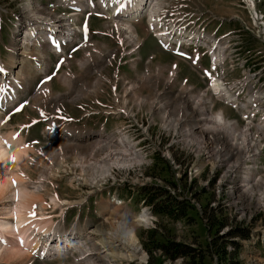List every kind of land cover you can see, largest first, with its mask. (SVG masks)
Instances as JSON below:
<instances>
[{"label":"rangeland","instance_id":"1","mask_svg":"<svg viewBox=\"0 0 264 264\" xmlns=\"http://www.w3.org/2000/svg\"><path fill=\"white\" fill-rule=\"evenodd\" d=\"M162 1L163 0H157L156 3H161ZM48 2L49 0H39V3H36L34 0H0V14L4 17V22L11 21L13 16H18L21 19L26 18L25 20H29V16L35 15H37L38 18H52L47 9L43 10V8H46L44 4L47 5ZM166 2L172 3V5H188L189 8L186 9L189 11L208 12L223 23L224 26L222 31L229 34L225 40L227 44L232 47L231 52H236V58L228 61L229 71H231L230 68L233 63L244 64L245 61L252 58L249 63L245 64L246 73H250L252 78V73L258 71V68L263 65L261 69L263 70L262 74H264V21H255V18L253 19V16L250 14V11L247 9V5L244 4L243 0H167ZM29 3L33 4V8L28 12L26 9L28 8ZM37 7L41 9L39 10L40 13L38 12ZM257 10L264 14V0L257 2ZM4 13H8V15ZM54 13L56 14L54 20H57L60 16L63 17V15L66 14V12L62 10H57ZM51 15H53V11ZM211 15L210 17H212ZM81 19L77 22L78 25L81 23ZM107 24L108 21L92 18L94 31H106ZM134 27H136L138 31L140 42L143 41L144 43V40H146V43L134 52L130 51V48L133 47L131 44L125 42L124 45H121L119 44V38L114 37L113 35L112 37L103 35H94V37H92L91 35V41H95V45L88 48V51L91 52L89 55L91 57L90 63L86 62L84 52L75 54L70 60L71 62L69 66H63L61 68V73H59L63 76L71 75V77L67 79L70 82L66 80L67 83H64L58 77L52 79L49 87L51 86L53 93H51L49 100H46L45 104L41 105L39 111H37V108L33 105L39 101V94H43L46 90V86L37 91L36 95H38V97L33 96V86L43 75H37L27 83V88L23 92L21 99L29 98L30 103L20 115H17V118L13 117L14 122L24 121L25 119L22 118V114L35 117L40 111L69 115L76 119L83 117L87 112H92L112 117V120L105 124L104 132L106 134H110L113 131H115V133H120L122 132L121 128L124 125H127L130 133L136 136V130L142 128L144 133L149 136L147 139H149L148 142L150 143L146 145L140 144L138 148H136V150L142 148V151L140 150V152L142 153L145 162H143L142 157L137 156L136 158L134 153L128 150V148L133 150L131 146L128 147L125 145V147H123L121 144L114 142V137L111 138L113 143L110 146H103L101 150L91 148V155L95 156L98 161L103 159L109 153L108 151L110 149H113L112 152H115V155L124 157L125 159L128 158L125 162L134 161L135 164L133 165H136L137 160H142L140 166H134L130 169H127L129 168V165H124L123 163L120 165H113L111 166L113 168L110 169L108 175L102 182H95L94 180V183L91 179L93 176L92 168L90 169L89 167L87 169L89 174H87L85 179V174L83 175L79 170L74 169L75 167H71V162L75 159V154H73L74 156L71 154L61 156L58 153L64 149L62 145L54 143L50 146H44V149H39L40 147H43L41 144L35 145L32 151H29V157L38 161H34L36 166L33 165L32 162H24L23 159L21 163L25 164L24 167L23 165L21 166V169L25 171V175H27L29 179V182L25 179L23 182H28L30 186L32 184L31 187H41L39 195L42 196L46 202V216L41 217H54L53 220H50L49 224L44 223L41 227L49 231H51L52 228H60L61 231H66L68 233L72 232L74 229L81 228L85 230L87 229V231L91 229L94 231L98 228L97 230L104 231L105 237L100 241L92 242V240L90 241L89 239H86L89 251L86 246L83 252L88 251L90 258L92 259V264H108L106 262V256L107 254H111V252H103L109 250L112 239L117 236H119L118 238L121 239L122 244L124 245L123 249L125 251L127 250L123 253L124 256L116 262L117 264H253L251 262L255 259L253 257H257V259L260 258L251 255L246 257L240 256V253H238V241L234 242V240L242 238L234 233L236 228L232 226L241 225L242 223L243 226H248L251 221L257 218L259 220L264 218V199L258 200V194L264 189L259 188L261 186L264 187V182L260 181L253 184L251 183L249 186L245 187L244 189L249 188V193L246 194V196L252 195L255 197L245 199L243 198L244 194L240 191H237V193L241 194L234 195L232 193L229 187L231 185L229 178L226 176L227 167H218L217 169L220 170L217 178L212 179L209 182V179H211L209 176L216 164L208 163L205 165L206 171L203 177L201 179H192L200 173L194 168V163L202 157L197 159L198 156L196 155L203 153L206 158L210 155L215 156L217 151L214 148L221 146V144L216 141L209 142L210 136L208 134H200L198 132L201 131L194 130L191 133H196V135L189 138V141H192L193 143L194 140L196 145H202L204 144L203 142H208L210 144H206V150L204 149V152L202 153H198L193 144V147L189 148L195 153L192 154L186 152L191 158H185V153H183L184 151L182 149H187L186 146H189L186 142L183 143L185 141L184 138L186 137L179 135L180 133H175L173 130H168L166 126L164 127L161 115L166 113L171 114L173 111V114H171L170 117L174 118V120L183 117L184 114H180L176 109L179 104L184 102L189 105L188 101H186V99H189L190 105L193 108L196 105L194 102L196 97H193L191 94L196 96L206 92L211 96L215 107L213 112L209 110V114H204L205 111H200L202 112L200 114H204L201 115L205 118L203 122L211 123L214 120L215 114L220 113L218 111L222 110L223 112L225 111V116L230 119V122L238 123L237 129L239 130L237 131H239V133L242 129L247 127L246 123L243 121L240 113L234 112L232 109L224 106L215 99L211 89L202 80L201 76L198 75L197 71L189 65V63L181 62L179 70L177 69L179 75L174 83V89L172 91L171 87L168 91L166 88L170 83L165 87L166 81L168 80L166 77L169 73L167 71H169L171 65H173L174 61L178 60V58L163 53L161 49L157 47L155 39L152 38L150 34L146 35L147 27L145 20L142 24L134 25ZM127 30L132 29L129 28ZM1 33V57L6 61H9L10 59L9 62H11L12 55L10 54L9 58L8 54L4 52L2 46L5 44L6 46L11 47V25L3 26ZM98 52H100L101 55H99ZM45 53L47 54L48 61L50 60L51 63L54 64L56 58L49 51H46ZM154 56H156V59L152 62ZM149 58H152V60ZM109 59L111 60L109 61L110 63L108 62ZM158 65H160V69L164 74L162 81L161 75L159 71H157V68L159 67ZM256 66H258V68H254ZM118 69L119 73L124 76V79L118 84H115L112 81L115 78L114 73ZM147 69L149 71H147ZM254 69L256 70L252 71ZM44 70H48L46 66ZM249 70L251 72H249ZM239 71L240 70H238V72ZM155 73L156 76L160 75V82L156 81V77H151L152 80L154 79L153 84L155 87L153 85L151 87L143 85L142 88L137 86L142 81V83H145L150 80L147 76L148 74L154 76ZM99 77L104 78L102 81L97 82ZM240 78L241 77L235 79V76H233L232 78H229V81L232 84ZM185 80L188 81L186 87L192 89L193 92L188 95H185V90H182L177 94L174 93L185 87L181 84ZM135 84H137V88L135 86L133 87ZM148 84L149 82L147 85ZM84 86H87L86 90L83 88ZM125 91L128 94L127 97L125 96ZM118 93L119 96L122 97V101L116 98ZM179 94L182 95V98H179ZM170 95L172 96L170 97ZM36 98L37 100H35ZM124 98L125 101H123ZM140 99H142L143 102V104L139 105H143L141 108L138 106L139 101L137 102V100ZM143 99H147L146 103H144ZM201 100H203V98ZM210 100L211 99L209 98L207 102ZM153 101H157L159 104L158 107H152L154 110L151 111V103ZM200 103H202V101H199V104ZM203 104L204 106L202 107L208 105V103L204 102ZM119 107L125 108L126 110H132L133 113L130 115H132L134 119L129 120L127 117L123 118L124 115L119 117L114 116L116 109ZM206 110L208 111V107ZM192 113L196 114L192 109L191 111H187V114ZM191 116L189 115V118L186 119V125L195 122V119H192ZM185 117H187V115H185ZM95 124L96 119L94 122L90 123V130L101 132V130L99 131V127ZM172 125L176 128L175 124ZM43 126L44 125L34 126L27 139L30 141L33 139L41 140L40 132L43 130ZM82 126L83 125L72 123L70 127H68V130H71L74 127L82 128ZM188 126H186V128H188ZM199 126L197 128H199ZM8 129V127H5L0 133L3 134L8 131ZM121 136L122 137H115L119 139L125 137L123 135ZM4 138L9 139L10 137L6 135ZM41 142H43V140H41ZM45 142L52 141L49 140ZM86 142L89 143L91 140H86ZM100 143L102 144L103 141ZM70 144L83 145L82 143L70 141L69 144H67L68 148L71 147ZM91 145L95 146L99 145V143ZM208 145L212 148H208ZM222 146H227V143L222 144ZM125 152L128 153L127 157ZM226 153H228V151L222 152V154ZM51 157L54 158L52 161L50 160ZM212 160L213 159L210 161ZM206 162L208 161L206 160ZM93 163L95 162L92 161V165H94ZM58 165H63L64 167L61 172L58 171ZM41 167H43V170L40 169ZM65 167L67 168L65 169ZM121 168H125V170ZM189 170L192 178L189 177ZM98 176H100V173ZM150 178L152 181L145 185V187L137 188V186L140 185V181L149 182ZM43 180L45 182H43ZM231 181L234 185L235 179H231ZM118 183L123 186V183L127 185L132 183L134 185L136 184L138 191L136 197H141L142 199L147 197L157 198L158 200H161V204L165 206L164 209L161 208L164 213L159 212V214H155L157 221H150L148 218V226L141 225L137 227L136 235L143 249V254L138 257H129L130 251L129 249H125L128 245L126 233L130 227L133 228L134 222L139 219L143 212L140 213L141 209L138 204V198H135V200L129 204L124 197V195H126L125 192L121 196L122 200H116L113 198L112 192L103 190L107 186H118ZM52 197H55L58 201L60 200L59 202L61 205L58 204L56 207H62V204H65V202H68L69 206L71 204V206H74L70 209L69 215H67L66 219H59L57 217L60 214V209L57 210L49 206ZM175 197L179 200L176 201L177 203L175 202ZM111 199L114 200L115 203H111ZM193 201H196V204L199 205L200 209L193 205ZM80 202H82V204ZM215 202H217V206H214ZM76 203H79L82 206L76 205ZM261 203L263 207L260 208L259 204ZM118 204L119 207H117ZM7 206H10V203H7ZM65 207L67 208V206ZM1 208L2 206H0V209ZM156 209H158L157 206ZM173 209H176L174 215L178 217L177 219H173L167 215V213ZM62 211H64V209H62ZM158 211L160 210L158 209ZM4 213L5 212L3 211L0 212V218L5 216ZM51 221L54 222L53 226L51 225ZM112 223H115L116 226L106 230V227H109ZM32 228L36 229V227L31 225V229ZM72 234L74 235V233ZM83 234L86 233L83 232ZM60 235L61 237L67 236V234ZM93 241L96 240L93 239ZM101 241H105L106 244L101 246ZM81 242L82 241H79L78 249H81ZM123 254L112 253V255L118 256H122ZM79 256L80 254H74V257L72 255H68L67 257L61 256V258L58 257L57 259L46 260L45 262L35 261L33 264H77V259L84 260V258L82 259ZM86 260L84 262L82 261V264H91L89 262L90 260ZM111 260L113 259L110 258L109 261ZM30 263L31 261H24L23 264ZM259 264L264 263L261 260V263Z\"/></svg>","mask_w":264,"mask_h":264},{"label":"bare ground","instance_id":"2","mask_svg":"<svg viewBox=\"0 0 264 264\" xmlns=\"http://www.w3.org/2000/svg\"><path fill=\"white\" fill-rule=\"evenodd\" d=\"M27 1H29V0H27ZM156 2H157V0H150L149 1V7L146 9V13H155L152 19H154V17L157 16V14L160 11V7L163 4V1L161 3H156ZM142 7L143 6L141 4L136 3V5L133 8L129 9L126 13L131 14L130 16L133 17L135 14H137L136 9H142ZM31 8H33V4L29 3L28 8L26 10L29 12V10H31ZM37 9H38V12H39V10H41L39 7H37ZM47 11H48V9H47ZM49 13H50V16L53 17V15H51L52 12L49 11ZM29 19L32 21H34V20L38 21V19H41V18H38L37 15H35V16H29ZM45 19H51V18H45ZM46 21H49V20H46ZM53 22L54 23L55 22H59V23L63 22V17H59L57 20H53ZM113 28H117V29L121 30L120 32L125 34V40H127L128 43H130L134 46H136L138 44L137 43L138 42V40H137L138 35L135 32V29L133 26H131V25L126 26V25H122V24L118 23V24L111 25V29H113ZM129 28H131L132 30H127ZM31 30L32 29L30 27L26 31L24 42L20 43L21 39H22V35L24 34L23 32H19L15 37V41L13 42V44L16 43L14 45H16L17 48H12L13 52L10 53L12 55V61L10 62L9 67L15 68V66H19V70L16 73V75H17L16 83L13 82L15 85H20L19 81L21 80V77L24 80L26 79V77L28 75V71H29V79L31 78V76H33L36 73L37 74L45 73V75H46V73L48 71V70H44L45 66L47 69H48V66L45 63V60L41 59V58L39 60L40 67H36V70H34V71L31 70V66L29 63L26 64L28 62L27 55H29L32 51H35L37 53L39 52L38 54H40V51L45 50L44 46L43 47L40 46L39 48H37L35 41L30 39L29 35L32 36L33 32H34ZM37 30H38V28H37ZM96 50H98V49H96ZM220 52H221V55L224 54L225 48L222 47ZM98 53H99V55H101L100 52H98ZM40 55L44 57L43 53H41ZM90 61H91V57L89 56L88 58H86V62L90 63ZM24 64H26V65H24ZM66 64H69V63L67 62ZM12 70L13 69H11V71ZM103 78L104 77H99L97 82L102 81ZM61 80H62V82L66 81L63 79H61ZM156 81L160 82V75L156 76ZM148 82H149V84L147 85ZM65 83H67V82H65ZM153 83H154V81L152 80V78H150V80L146 81L143 85L146 87L147 86L151 87L152 85L154 86ZM168 83H169V81L167 80L165 87L168 86L167 85ZM49 85H50V83L48 84V86ZM136 85L137 84L133 85V87L134 86L136 87ZM137 86H140V84H138ZM131 87H132V85H131ZM83 88L86 90L87 86H84ZM212 89L215 93H224V87L218 81L213 83ZM133 90H134V88H133ZM126 91H125V96L127 97L128 94ZM188 91H190V90H188ZM225 93L227 95H229L228 91ZM39 95L41 96V93ZM185 95H186V93H185ZM170 96H172V95H170ZM180 97L182 98L181 94H179V98ZM202 98H203V100H201ZM195 99L197 100L198 104H199V101H202L204 103H209V102H207V100H209V97L206 94V92L204 93L203 96H198ZM35 100H37V98ZM146 100L147 99H143L144 103H146ZM186 101H188L189 105L182 101L183 103L182 104L180 103L178 108H176L177 112H180V114L181 113L184 114L183 117H180L179 119L174 120V118L170 117V115L173 114V111L171 112V114L166 113V114L161 115L162 116L161 120L163 122L164 127L166 126L168 130H173L175 133H180L179 135L186 137V138L183 137L185 140L183 143L186 142V144L189 145L188 147H193V144H194V147H196V150L198 153L204 152V149L206 150V146H207L206 144L208 142H203L204 144H202V145H200V144L196 145V142L194 143V140H193V143H192V141H189L188 140L189 138L196 135V133H194V134L191 133L194 130L201 131V132H198L200 134H208L210 136L209 142H212V141L219 142L221 144V146L214 148L217 151L215 156L210 155L205 160H207L209 162L211 159H213L216 162L219 161V162L227 165L230 178L233 180L235 179V181H234L235 185H233V187H231V191L234 194H237V191H240L244 194V196H246V194L249 193V188H247V189H244V188L249 186L252 182H250L251 180L248 177H246L245 179L241 178L240 169H241L242 164H244L245 161L247 160V158L252 157V155L250 154V151H251L252 145L255 144L253 142L254 137H253L252 133L250 132L249 126L246 127V129H242V131L239 133V131H237V130H239V129H237L238 123H233V122H230L229 120H227L225 113H224L225 111L223 112L222 110L219 111L220 113L217 112L218 114H216L214 117L215 121L213 120L211 123L202 125L201 123H195L194 122L195 124L194 123H189V124L187 123L189 125L188 126V125H186L185 121H186V119L189 118L188 116L189 115L191 116L193 113L187 114V111H189V110L191 111V109H192L195 113H197V112L202 113V112H200L201 110L207 112V110H206L207 105L205 107L200 108V107H198L199 105H197V103H196L195 107L192 108L190 105L189 99H186ZM137 102H138V106L143 104L142 99L137 100ZM173 103H175V102H173ZM151 104H152L151 105V111H153L154 109H152V107H158L159 103L157 101H153ZM185 115H187V117H185ZM217 116L220 117V120H219V126L220 127L218 126V120L216 119ZM204 119L205 118H200L201 121H203ZM200 120L198 119V122H200ZM172 124H175L177 129L174 128ZM199 124H200V126H199ZM186 126H188V128H186ZM198 126L200 129L197 128ZM227 129L230 132L227 131ZM250 134L252 135V138H251ZM6 135L10 136L8 134H6ZM94 136H96V135L87 134L86 136L76 137L73 141H79L78 143H82L83 145H81V144H78V145L70 144V146H71L70 148L67 147L66 143H58V144L62 145V147L64 148L58 152L61 156H66L67 154H71L72 156H74L73 154H75V156H74L75 159L74 160L72 159L73 161L71 162V164H72L71 167H75L74 169L79 170L81 172V174L82 173H83V175L85 174L84 175L85 179H86L87 174H89V172L87 171V169L89 167H90V169L92 168V170H93L92 171L93 176L91 177V179L93 180V183H94V180H95V182H99V181L102 182L106 178V176L108 175L110 169L113 168V167H111L113 165H120L121 163H123L124 165H129V168H127V169H130V168H133L134 166H138V165L140 166V164H142L141 159L137 160L136 165H133V164H135L134 161L125 162L126 160H128V158L125 159L124 157H120V156L115 155L114 154L115 152H112L113 149H110L108 151L109 153L103 159L98 161L95 156L91 155V153H92L91 148L96 149V150H101V148L103 146H110L113 143V141L111 140V138H113V137L115 138L114 142L121 144L123 147H125V145H127L128 147L131 146L133 148V150L131 148H128V150L130 152H133L136 158H137V156H140V157H142V156L139 155V153H137V151H135L134 146L131 145L130 141L127 142V139H125V138L119 139V138L111 135V136H107L106 138L96 139V137H94ZM66 137H68V136L64 135V136H62V139L63 140H68V139L70 140L71 139L69 137L66 139ZM86 140L87 141L91 140V142L88 143V142H86ZM92 140H96V141H92ZM102 141H103V143L101 144L100 142H102ZM202 141H204V140H202ZM95 143H99V145H95V146L91 145V144H95ZM225 143H227L228 147L222 146V144H225ZM208 144H210V143H208ZM19 147H22V146L20 144H17V146H13V141L11 138L7 139V138H1L0 137V206H2V208L0 209V212H2V211L5 212L4 213L5 218L4 217L0 218V264H23L24 261L27 262L29 260V258H30L29 255H32V254L37 255L38 248H41V251H43V255H38V257L58 258L60 256H65L66 253L70 250H75V249L77 250L79 241H82L81 243H83L84 239H89L90 241L92 240V242H97V241H100L101 239H103L105 237L104 231H101V230L99 231V230H97L98 228L95 229L94 231H92V229L87 231V229H86V232H85L86 234H83L84 231H79V232H74V235L73 234H67V236L61 237L60 234H59L60 235L59 236V235H57V233L52 231L53 228L51 231H49V230L43 229L41 227V225H44V223H46V224L50 223L49 218H45V217H40V218L35 217L34 218L33 216L30 215V213H33L32 206L35 204H38L41 207V209L46 208L45 200L43 199L42 196L39 195L41 187L40 186L37 188L31 187L32 184H31V186L27 185V187H26L18 179V177L14 176L12 174L8 175L5 173V171L8 168L10 169L11 167H14L17 169H19V168L21 169L22 165L24 167L25 163H21L23 158H21L20 156L24 155V159L26 158L25 148L22 147L24 152L21 153L22 150L19 149ZM208 148H212V147H210V145H208ZM32 149H31V151H32ZM224 151H228V153L222 154V152H224ZM125 155L127 157L128 153L125 152ZM13 156L16 158V161L14 164L11 163V158ZM52 159H54V158L51 157L50 160L52 161ZM92 161L95 162V163H93L94 165H92ZM102 161H104V162H102ZM143 161H144V158H143ZM231 164H235V165H231ZM37 165H39V164H37ZM114 167H117V166H114ZM58 168H59L58 171H60V172L62 171V169H64L63 165H61V166L58 165ZM66 168L67 167H65V169ZM121 169L125 170V168H121ZM99 173H100V176H98ZM14 178L16 179L15 185L13 184V181L15 180ZM236 180H237V183H236ZM43 182H45V181L43 180ZM17 192L19 193L18 199H17V195H16ZM246 197H249V196H246ZM51 201L54 204V206H57L58 204H60V202H58V200L55 197H52ZM7 203H10V206H7ZM67 203L68 202H65V204H62V206L63 205L69 206V203L68 204ZM259 205H260L259 206L260 208L263 207L262 203ZM259 210H262V209H259ZM141 216H140L141 218L140 217H139V219L137 218L138 220H136L134 222L133 228L130 227L126 233L128 245L125 249H129V251H130L129 257L130 258H132V256L138 257V256H141L143 254L142 246L140 245V242H139L138 237L136 235V229H137V227H139L141 225L148 226L149 225L148 218L150 219V217H149L148 212H143ZM31 225L36 227V229H33V228L31 229ZM115 226H116V224L112 223L109 227H106V230L107 229L109 230ZM118 237L119 236L112 239V243L110 242L111 245L109 247V250L103 252V253H107L109 251L111 252V254H107V256H106V262L108 264H117L116 262H118L124 256L123 253H125L127 251V250L125 251L123 249L124 245L122 244L121 239ZM75 239H77V241L74 243V245H71V243ZM93 239L96 241H93ZM21 240H23L22 244H21ZM40 241L44 242L43 247H40V244L38 245V243H40ZM100 244H101V246H103L106 243H105V241H101ZM84 250L85 249L83 248L82 253L80 255V257L82 259L84 258V260L77 259V261H76L77 264H80V262L82 264L88 257H90L89 256L90 254H88V251L83 252ZM112 253H118V254H123V255L122 256L112 255ZM92 257H93V255H92ZM110 258L113 260L109 261ZM253 258H255L251 261L253 264L261 263V260L257 259V257H253ZM91 261H92V259L89 261L92 264ZM257 262H259V263H257Z\"/></svg>","mask_w":264,"mask_h":264},{"label":"snow or ice","instance_id":"3","mask_svg":"<svg viewBox=\"0 0 264 264\" xmlns=\"http://www.w3.org/2000/svg\"><path fill=\"white\" fill-rule=\"evenodd\" d=\"M129 2H131V0H129ZM74 50H75V49H74ZM59 63L62 64L63 61H60ZM0 71H3V69H0ZM49 79H51V77H49ZM21 107H23V105H22ZM17 110H20V109H17ZM216 119L219 121V120H220V117L217 116ZM27 146H28V145H25V147H27ZM15 161H16V158L13 156V157L11 158V163L14 164ZM22 174H23V173H22ZM13 184H14V185L16 184V181H15V180L13 181ZM16 195H17V199H18V198H19V193L17 192ZM30 215L33 216V217L35 218V215H36V214L33 212V213H30ZM22 243H23V240H21V244H22Z\"/></svg>","mask_w":264,"mask_h":264},{"label":"built area","instance_id":"4","mask_svg":"<svg viewBox=\"0 0 264 264\" xmlns=\"http://www.w3.org/2000/svg\"><path fill=\"white\" fill-rule=\"evenodd\" d=\"M188 174H189V177H191V178H192V176H190V170H189Z\"/></svg>","mask_w":264,"mask_h":264},{"label":"trees","instance_id":"5","mask_svg":"<svg viewBox=\"0 0 264 264\" xmlns=\"http://www.w3.org/2000/svg\"><path fill=\"white\" fill-rule=\"evenodd\" d=\"M177 252V251H176ZM174 256H176V255H174Z\"/></svg>","mask_w":264,"mask_h":264}]
</instances>
